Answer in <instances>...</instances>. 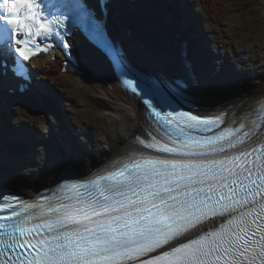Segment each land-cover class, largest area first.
<instances>
[{"label":"snow or ice","instance_id":"obj_1","mask_svg":"<svg viewBox=\"0 0 264 264\" xmlns=\"http://www.w3.org/2000/svg\"><path fill=\"white\" fill-rule=\"evenodd\" d=\"M0 7V58L5 65L13 61L15 76H26L25 62L47 50L49 42L71 55L68 38L79 29L107 54L120 86L144 105L146 119L166 114L171 124L179 113L189 127L201 130L221 123L181 111L192 102L183 80L134 70L123 48L108 37L106 19L86 0H0ZM144 133L126 139L115 158L86 182L73 183L68 203L50 199L33 213L36 205L0 192V264H264V203L255 199L264 193V143L229 156L226 149L244 143L231 138V129L202 140L185 137L178 147L160 143L148 129ZM146 149L175 158L153 157ZM243 173L248 184L239 199L231 177ZM250 203L260 204L257 216L242 212L218 229L164 247L201 218L233 214Z\"/></svg>","mask_w":264,"mask_h":264},{"label":"bare ground","instance_id":"obj_2","mask_svg":"<svg viewBox=\"0 0 264 264\" xmlns=\"http://www.w3.org/2000/svg\"><path fill=\"white\" fill-rule=\"evenodd\" d=\"M171 1L176 4V0ZM179 1L189 6L188 11L194 15L190 3L197 0ZM201 1L203 22L212 24L205 37L214 47L198 51L201 73L197 84L190 85V92L204 113L212 104H229L237 99L243 107L256 104L264 96V0H245L243 6H238L237 0ZM140 12L136 16L126 11L123 20L117 17L120 26L115 28L119 32L111 30L113 35L124 36L137 59L149 69L168 75L184 73V63L179 56L183 48L181 19L177 17L176 22L168 23L172 13L166 10L163 2L151 15L145 14L143 9ZM245 57L251 59L248 65L251 72L246 77L233 67L235 62L241 68L240 60ZM80 59L83 76H62L54 68L58 63H51L50 71L41 69L52 82L56 78L65 81L63 96L56 104L42 105L39 99L33 104L3 102L5 105H0V177L24 195L33 196L39 188L54 183L67 165L89 175L114 158L126 139L143 134L141 114L114 85L105 57L86 45L80 52ZM41 63L46 62L42 60ZM50 73L56 76L48 75ZM189 75L195 74L190 72ZM200 94L204 96L203 102ZM47 108L50 109L48 114L44 113ZM14 110L19 111L15 114L17 117L26 115L34 127L18 119H12V124L20 133L30 132L40 137V141L16 138L6 132L3 120L10 122L9 112ZM40 124L47 128L42 129ZM74 136L81 137L77 148L73 144Z\"/></svg>","mask_w":264,"mask_h":264},{"label":"rangeland","instance_id":"obj_3","mask_svg":"<svg viewBox=\"0 0 264 264\" xmlns=\"http://www.w3.org/2000/svg\"><path fill=\"white\" fill-rule=\"evenodd\" d=\"M244 1L245 0H237V2H236V4L238 5V6H243L244 5ZM200 11V10H199ZM199 13V12H198ZM199 16H200V19H202V16L200 15V13H199ZM247 23V22H246ZM210 28L208 27V25H203V29L202 30H199V31H201V36L204 38V39H206L205 38V35H204V33L207 31V30H209ZM207 40V39H206ZM208 41V44H206V46H212L211 45V41H209V40H207ZM236 54H237V56L239 55V52L237 53L236 52ZM250 61H251V59L249 58V57H245V58H243V59H241L240 60V66H241V68H239L238 66H237V64L234 62L233 63V67L242 75V76H244V77H246V75H248V72H251V68H249L248 67V65H249V63H250ZM228 66V65H227ZM216 74H223V72H215ZM54 81L56 82V85H54L55 86V89L56 90H59V85L61 84V85H63V83L61 82V81H63L62 79H54ZM60 83V84H59ZM52 85H53V83H52ZM133 100V99H132ZM237 100H239V99H237ZM134 101V100H133ZM135 102V101H134ZM135 104L137 105V107L139 108V105H138V103L137 102H135ZM140 112H141V110H140ZM25 125H31L30 124V122H25ZM44 126V125H43ZM42 127V126H41ZM43 129H44V127H42ZM42 134H43V131H42ZM81 138L79 137V136H76V140H75V147L77 148L78 146H80V144H81V140H80Z\"/></svg>","mask_w":264,"mask_h":264},{"label":"clouds","instance_id":"obj_4","mask_svg":"<svg viewBox=\"0 0 264 264\" xmlns=\"http://www.w3.org/2000/svg\"><path fill=\"white\" fill-rule=\"evenodd\" d=\"M4 13V8L0 7V15H2Z\"/></svg>","mask_w":264,"mask_h":264},{"label":"water","instance_id":"obj_5","mask_svg":"<svg viewBox=\"0 0 264 264\" xmlns=\"http://www.w3.org/2000/svg\"><path fill=\"white\" fill-rule=\"evenodd\" d=\"M135 100H137V99H135ZM138 101V100H137ZM140 107H141V109H142V111L144 110V107L140 104Z\"/></svg>","mask_w":264,"mask_h":264}]
</instances>
